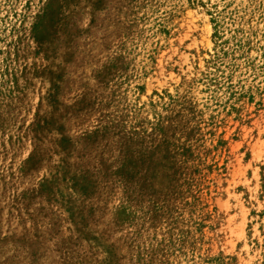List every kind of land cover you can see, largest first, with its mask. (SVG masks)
<instances>
[{
	"label": "rangeland",
	"instance_id": "rangeland-1",
	"mask_svg": "<svg viewBox=\"0 0 264 264\" xmlns=\"http://www.w3.org/2000/svg\"><path fill=\"white\" fill-rule=\"evenodd\" d=\"M0 264H264V0H0Z\"/></svg>",
	"mask_w": 264,
	"mask_h": 264
}]
</instances>
